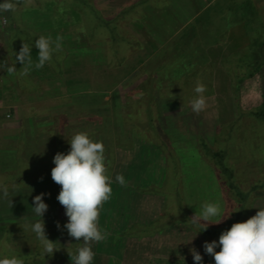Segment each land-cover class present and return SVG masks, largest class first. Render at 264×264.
Instances as JSON below:
<instances>
[{
	"label": "rangeland",
	"instance_id": "1",
	"mask_svg": "<svg viewBox=\"0 0 264 264\" xmlns=\"http://www.w3.org/2000/svg\"><path fill=\"white\" fill-rule=\"evenodd\" d=\"M48 1L54 2V9L69 4L67 0H15V12L0 15V59L5 57L8 60L7 57L16 53L14 44L22 46L23 43H33L35 47L34 41L37 36H50L55 41L54 33L57 32L62 37L61 48L53 53L52 60L56 62L58 59L66 58L63 64H60L64 72L86 70L82 83H74L72 89L84 88L96 92L89 104L95 106V114H87L89 115L87 117L84 111L81 113L79 108L71 105L64 85L61 84L57 91L65 93L56 98L57 102L54 100L50 103V95L55 92L51 89L50 79L43 75L44 79L40 81L38 77L28 74L20 75L23 81L21 98L27 99L35 94L33 89L37 88L38 93L41 94L39 98L42 100L41 103L39 101L37 107L26 108L27 106H19L20 102H18L15 107H5L3 112L7 114L6 119H17L21 114L39 109L41 116L48 117L46 122H41V137L26 142V148L30 153H35V156L37 153L41 154L39 160L51 157L55 152L54 126H49L51 124L49 120L52 121L55 116L59 117L64 112L75 114H68L66 120L70 124L67 125L68 128L62 129V139L67 134L70 136L76 131L89 130L92 132L91 135L93 134L91 138L103 142L107 174L112 178V195L103 204L99 213V227L107 233V239L90 242L95 253L92 264H196L190 251L193 247L202 255L204 264H207L209 259L205 256L207 253L204 251V242L208 239L211 242L217 238L215 236L212 239L206 238L207 236L189 222L177 219L178 213L181 212L177 211L174 205L175 199L178 197L182 199V208L193 216L202 211L201 206L205 201L219 203L222 213H228V209L232 207L236 208V201L228 191L223 193L217 182L218 178L225 182L226 177L217 175L218 171L213 168L211 156L201 147L199 137L202 135L207 144L214 149L222 148V145L214 140L217 125L224 127V124L228 123L225 118L230 117L222 116L229 113L231 116L233 113L236 115L239 110L257 107L263 99L264 70H261L256 76L242 80L238 101L235 100L232 78L241 71L237 70L235 63L243 49L231 52L225 58L217 59L218 69L215 68L214 59L208 56L206 58L207 47L227 39L226 30L232 23L229 18L223 21V13L224 11L227 13L231 5H227V0L218 1L219 3L188 25V32L186 31L187 33L182 36L183 41L177 38L160 49L153 41V45L148 42L150 38L147 32L139 29L134 23V20L138 19L135 16L134 20L125 21V32L126 36L138 45H134L131 55L121 64L109 66L103 56L102 43L97 49L95 48V51L85 54L84 52L89 51L88 46L81 48V51L74 49L70 52L66 49L68 47L66 38L61 35L65 32L64 28L44 29L36 23L37 21L24 16L25 8L44 9ZM142 1L125 0L123 3H117L114 0H88L90 6L104 21L114 19L122 11ZM153 1L157 2V0ZM262 1V19L256 13L253 14L258 25H255L257 28L253 26L254 35L259 32L260 20L264 24V0ZM149 5L150 2L142 4L144 8ZM249 7L242 5L244 9ZM250 26L252 25H247L248 31ZM246 38L248 41L247 35ZM68 41L70 42V39ZM157 50L159 52L150 58ZM147 56L150 58L147 62L149 64L146 63L142 70H135L139 66V59L145 61ZM24 65L25 70H33V67L27 63ZM162 65L163 70H161ZM55 66L58 68L57 64ZM146 66L150 69L143 70ZM11 68L13 69V66ZM44 69L46 70L40 71L53 74L52 69L47 67ZM0 70L6 68L0 66ZM21 72L23 73L22 70ZM77 76L80 79L81 73H77ZM61 78L59 82H63L66 75H61ZM198 80L207 86L204 94L207 107L196 113L193 112L190 101L196 95L194 87ZM9 81L0 73V83L10 85ZM147 82L153 93V97L149 100V105L152 107L150 112L155 124L167 135L164 144L161 143V134L156 128L154 129L155 126L152 129V125L149 126L146 122L149 113L143 115L146 118L138 121L140 116L137 114L136 106L140 99L135 97L132 91L134 88H144ZM97 89H99L98 93ZM8 95L12 96L9 92ZM6 121L11 122L12 119ZM30 128L29 126L27 132L24 131V137L32 133ZM230 136L232 147L229 149L226 164L233 170L235 179L242 184L260 176L264 171V123H255L246 115ZM65 140L59 142L60 146L64 145ZM173 156L176 157V161H173ZM109 157L113 160L106 159ZM25 162L34 163L27 160ZM53 167L54 165L46 166L42 171L46 176H51ZM4 173L3 175L8 178L18 176L17 169L5 170ZM117 174L124 175L125 185L115 181ZM4 179V177L0 178V181ZM37 183V187L34 186V189L27 192L19 191L17 188L13 190L10 187L0 188V224L3 221L11 223L13 233L17 236L16 241L20 242L19 246H23L26 252L33 251L36 245L21 239L18 231L25 227L31 228V223L40 219L32 211L33 198L44 193L42 199L48 208L42 219L49 226L56 246H69L72 242H79L78 248L84 246L83 238L78 241L71 237L64 227L68 217L64 206L57 200L61 186L48 177H42ZM151 187L162 190V193L148 190ZM4 189L7 190L6 195ZM160 217L170 220L160 231L139 236L124 233L134 225L141 227ZM58 218L65 222H60ZM224 219L222 218L221 221ZM210 224L219 227L217 225L219 223ZM3 229L0 225V234ZM217 229L222 232L223 226ZM75 254L76 251L73 255L63 258L47 257L42 264H74Z\"/></svg>",
	"mask_w": 264,
	"mask_h": 264
},
{
	"label": "trees",
	"instance_id": "2",
	"mask_svg": "<svg viewBox=\"0 0 264 264\" xmlns=\"http://www.w3.org/2000/svg\"><path fill=\"white\" fill-rule=\"evenodd\" d=\"M68 5L67 6H60L57 9L53 8V1H48L45 3L44 9L39 7H29L25 8L23 10V14L25 17H28L30 19H33L34 21H37L36 23L40 25V27H43L44 29H58V28H64L65 32H63L61 35L66 38L67 40V50H77L81 51V48H85V46H88L89 48L84 52H91L95 51L100 43L103 44V56L106 59V64L109 66H115L116 64H121L123 60L128 58L131 54L132 48L134 45H138L134 43L133 39L130 37H127V33L125 32V21L127 20H134L135 16L138 17L137 21L134 20V23L137 25L139 29H144L143 26V19L145 17V7L142 6V4L146 2H150L153 7H162L167 3V0H157V2L153 0H143L142 2L133 5L129 7L127 10L122 11L120 14H118L114 19H110L107 21L101 20V17L98 15V13L93 9L88 0H67ZM117 3H123L125 0H114ZM232 1V2H230ZM256 0H227L226 3L228 6V12L226 13L224 11L223 13V20L226 18H229L230 23H241L243 24L244 33L248 37V45L245 47V49L242 50V53L238 55V60L236 61V68L237 70H241L237 72L234 77L232 78V90L235 96V100L238 101V94L240 89V84L243 79L250 78L253 76H256L257 73H259L261 70H264V24H262L260 20V28L258 29L259 32L257 35H254V27L258 26L256 23V18H253V14H257L258 17H261L262 14V7L263 5L259 6L255 2ZM230 3V4H229ZM245 4V7L250 6L248 9L242 8V5ZM237 6V7H236ZM235 7V8H234ZM254 8L251 10V8ZM250 9V10H249ZM227 14V15H226ZM226 15V16H225ZM230 15V16H229ZM262 19V17H261ZM249 23V24H248ZM247 25H252L248 27ZM255 26V27H256ZM71 28L70 30H67ZM257 28V27H256ZM262 28V29H261ZM145 30V29H144ZM188 30V29H187ZM146 31V30H145ZM188 32V31H187ZM183 30L182 34L187 33ZM58 33L55 32L54 36H57ZM70 39V42L68 41ZM152 44V41H148ZM64 45V43H63ZM155 47V46H154ZM96 48V49H95ZM31 56L33 65V69H37L34 67L35 62L38 58V52L31 49ZM35 51V52H34ZM70 51V52H71ZM148 57V56H147ZM59 58V57H58ZM66 60V58H65ZM64 59H58L56 62L52 61L54 64L58 65V75L53 74H45L47 77L57 76V78L60 80L61 75H63V70H61V66L63 64ZM140 62L143 61V59H139ZM133 70V69H132ZM26 74L28 76H33L35 73H39L40 70H25ZM41 73V72H40ZM62 79V78H61ZM65 80V85L67 89L71 92L77 91L74 88L72 89V86L74 83H79L81 80H79L77 77L75 78H69ZM149 81V79H148ZM264 85V79L262 81ZM136 94L137 93H143L142 96H139L136 109L137 114H139L138 121L140 122L146 117L145 114L149 115L148 125H152V129L156 128L161 134L162 139L160 140L161 143L166 142L167 135L164 130H162L158 125L155 124L154 117H152V112L149 105V100L153 97L151 86L149 87V82L145 84V87H139L137 89L134 88L132 91ZM136 97V96H135ZM262 100L258 104L257 107H254L252 109L248 110H239L238 113L235 115L234 119L226 124H224V127H221L220 125H217V133L215 134L214 140L222 145V148L214 149L213 147L209 146L205 140V138L201 135L199 137V143L201 147L204 149L205 153L211 156V159L213 161L214 170L218 171L217 175H223L226 177V181L223 182L219 180L218 183L220 187L222 188L223 193L227 192L229 195L236 201L237 205L236 208L232 207L228 209V214L226 215L225 219L221 221L219 224H217L219 227H213L211 224L207 227L206 230H202L201 228L195 227L197 230H202L204 236L212 237L215 236L217 240L219 239V236L221 234V231H218L217 228H221L223 226V230H226L231 227V225L234 222L237 221H243V219L248 214V209L251 201L258 197H264V171L262 174L253 180L247 182V183H238V181L234 177V172L226 164V158L229 154V149L232 147V141L230 134L233 132L237 124L241 122L244 116L248 115L251 120H253L255 123L263 124L264 123V88H263V95ZM152 106V105H151ZM75 107V106H74ZM79 108L80 112H85V116H89L87 114L93 113L95 114V106H79L75 107ZM78 112V113H80ZM151 113V114H150ZM67 114V115H66ZM69 113H61L59 117H54L52 119L51 124L49 126H54V139H55V147L56 150L52 154V156L44 158L39 161H35L34 163H22L18 166V176H15L14 178H8L4 177L5 179L0 184V188L2 187H10L13 189H18L19 191L27 192L32 189H34L39 181H41L42 177H48L49 180H52L51 176H46L45 172L43 173L42 169L46 166L51 167L54 165L53 157L57 152H67L70 149V144L68 142V139L71 138V136L74 134H71L70 136L67 134L62 139L61 136L63 134L62 129L68 128L67 125L70 124L66 119H68ZM75 113L69 114L73 115ZM79 115V114H78ZM147 116V115H146ZM86 117V118H87ZM95 117H97L95 115ZM48 117H45V119H42V121H47ZM153 123V124H152ZM142 125V124H141ZM41 126V124H40ZM138 127H136L137 129ZM52 130V129H51ZM84 132H88L90 137H93L91 135V131L89 130H81ZM80 132V131H76ZM75 132V133H76ZM24 133V131H23ZM221 133V134H220ZM32 133H30L31 135ZM228 134L227 136H225ZM29 135V136H30ZM28 137V134L27 136ZM98 137V135H97ZM65 138L67 140H65ZM223 138V139H222ZM95 140L94 138H92ZM61 140H65L64 145L60 146L59 143ZM20 158V157H19ZM108 160H113L112 157L106 158ZM173 161H176V157L173 156ZM107 160V161H108ZM178 164V163H177ZM43 165H45L43 167ZM176 167L177 165L174 164ZM55 166V165H54ZM45 175V176H44ZM44 185V184H43ZM148 190H153L155 192H160L162 190H155L154 187L149 188ZM178 194V192H177ZM179 198V197H178ZM175 199L174 205H176L177 211L181 212L178 213L177 219H180L181 221L189 222L191 226H193L191 222V217L193 215H189L188 212L184 211L182 208V199ZM57 218V216H56ZM164 219V220H163ZM60 222L61 218H58ZM2 221V220H1ZM31 222V221H30ZM170 220L166 218H158L157 220H154L153 222H150L148 224L142 225H134L130 227L127 233L129 235H145L150 234L153 232H156L157 230L160 231L165 226H167V223H169ZM1 228L3 229L0 234V250L8 252L12 251L18 254L19 256L23 257L24 264H42V261L47 257H56V258H63L70 255H73L75 251L77 250L79 246V242H72L69 246H57L59 249L54 250V252L51 255H45L43 256L41 254V247L40 242L36 238L35 234L32 232L31 228L20 229L18 232V236H21V239H24L27 243H34L35 249L30 252L24 251L25 248L19 246V241L17 240L16 234L13 233L12 225L11 223L1 222ZM45 225V231L48 236V238L52 241H54V238L52 234H50V228L47 225V223L44 222ZM194 227V226H193ZM136 230H132V229ZM23 237V238H22ZM209 242V239H208ZM7 245L8 247H4ZM219 251V248L216 249ZM207 256L206 258L209 259L207 264H214V259L209 254H205Z\"/></svg>",
	"mask_w": 264,
	"mask_h": 264
},
{
	"label": "clouds",
	"instance_id": "3",
	"mask_svg": "<svg viewBox=\"0 0 264 264\" xmlns=\"http://www.w3.org/2000/svg\"><path fill=\"white\" fill-rule=\"evenodd\" d=\"M15 10V0H0V15ZM61 40L59 34L55 41L50 36H37L34 41L38 51L35 68H42L52 59L53 53L61 48ZM32 47L33 43H23L15 53V61L32 66ZM206 91L207 86L198 80L194 87L196 95L190 101L193 112L199 113L207 107ZM135 95L138 98L143 93ZM68 142L70 149L66 153L57 152L53 157L55 166L51 169V177L61 186L57 200L64 206L68 217L64 227L71 237L78 241L83 238L84 246L77 248L74 264H92L95 253L90 242L107 239V233L99 227V213L103 204L111 198L112 178L107 174L102 141L93 140L88 132L80 131L74 133ZM115 181L120 185L126 184L123 174H117ZM4 194H7L6 189ZM43 195L41 193L33 198L32 211L40 219L31 223V230L40 242L41 254L45 256L59 247L45 231L42 217L48 205L42 199ZM201 207L202 211L190 219L193 226H202V230H206L210 223H220L228 214L222 213L220 204L216 202L205 201ZM203 247L213 257L214 264H264V207H259L247 220L234 222L221 232L218 240L205 241ZM190 251L196 264H204L200 252L194 247ZM0 264H24V259L15 252L0 250Z\"/></svg>",
	"mask_w": 264,
	"mask_h": 264
},
{
	"label": "crops",
	"instance_id": "4",
	"mask_svg": "<svg viewBox=\"0 0 264 264\" xmlns=\"http://www.w3.org/2000/svg\"><path fill=\"white\" fill-rule=\"evenodd\" d=\"M218 1L226 0H167V3L162 7H153L152 5H149V7L145 8V17L142 22L144 29L146 30L150 38L149 41H153V43L159 46V49L167 45L169 42L175 41V39L177 38L180 39L179 41H183V34L180 33H182L183 30L187 31V27L191 22L196 21L197 18L199 19V17H201L202 14L205 13L209 8L219 3ZM255 2L259 4V6H261L263 3L262 0H256ZM231 26L226 30L228 34L227 39L224 42L215 44L213 46L211 45L210 47L206 48V58L208 56L209 58L214 59V61H212L215 63V68L218 67L216 63L217 59L225 58L227 57V54L231 52L245 49V47H247L248 45V41L244 33L243 24L236 22L234 24L232 23ZM14 48L16 49V52H18L21 46H15L14 44ZM32 49L38 52L35 47H32ZM157 52H159V50L154 52V54H151L150 58L155 56ZM7 58L9 62L5 57L0 59V66L4 69L6 68V70H0V73L3 74V76L6 77L8 81L9 79H11V81H9L10 85H6V83L4 84V82L3 84L0 83V178L6 177V175H3L5 174V170H15L20 164H24L26 160L35 162L36 160H39L41 158L40 153H37V156H35V153L32 154L27 150L26 142L29 139H39L41 137L40 124L41 122H45L42 121V119H45V116H41L39 114V109L38 111H35L33 109L32 112L29 111L26 114H21L17 117V119L11 118V122L6 121L11 119H6L7 114L3 112V109L5 107H15L17 103L20 102L19 106L21 107L27 106L26 108H34L39 105V103L37 102L40 101L41 103L42 101L41 99H39L41 98V94L38 93L39 90L37 88L33 89L35 91V94L30 95L27 99L21 98L20 91L22 90L23 81L20 79V75L23 76L26 74V71L23 68V66L25 67V65H22V63L19 61H15V54ZM148 58L149 57H147L143 62L139 61V66H137V69L135 70H142L143 66L149 61L150 58ZM148 64L149 63H147L146 65ZM11 66H13V69L11 68ZM44 67H47V69H52L53 73L57 74V76L59 77L58 68H56L55 64L52 61L46 62L43 68L33 70H46L44 69ZM147 67L148 66H146L143 70L150 69H148ZM162 67L163 65L161 66V70H163ZM18 69H21L23 73ZM40 72L35 73L33 76L38 77L41 81L44 79L43 73H47L44 71ZM84 72H86V70H67L65 72L63 70V75H66V79H69L74 77L78 78L77 73H81V78L78 79L81 80V82L79 83H82ZM57 76L53 75L50 78L47 77L50 79L52 91H55L50 95V103H52V101L54 100L57 102V97L60 96V94L63 95L62 93L65 92H67V99H69L70 104L74 105L75 107L89 105L91 99L95 97L96 92H93L90 89L83 88L73 92L69 91L65 85V80H63V82H59ZM59 84L64 85L65 92L59 93L57 91L59 90ZM99 89H97V93L99 92ZM8 92L9 94H12V96L8 95ZM224 116H230L229 118H225L226 122H230L234 119L235 114L233 113L232 116L230 115V113L228 115L224 114L222 117L224 118ZM28 124L31 127L30 129L32 130V133L34 134L30 135V133H28V137H24L23 131L27 132V128L29 127ZM191 127L193 128V126ZM196 133L199 134L197 131ZM9 145H11L10 148H6ZM11 164L13 166H10ZM5 167H7V169ZM2 181H0V184L2 183ZM257 207H264V197H258L251 201L248 209V214L243 219V221L253 216L258 211Z\"/></svg>",
	"mask_w": 264,
	"mask_h": 264
}]
</instances>
